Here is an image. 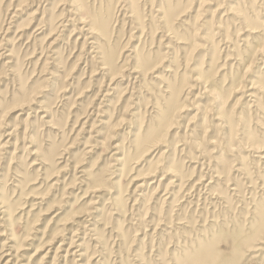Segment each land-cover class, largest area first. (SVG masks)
Segmentation results:
<instances>
[{
    "label": "rangeland",
    "instance_id": "374dc122",
    "mask_svg": "<svg viewBox=\"0 0 264 264\" xmlns=\"http://www.w3.org/2000/svg\"><path fill=\"white\" fill-rule=\"evenodd\" d=\"M0 264H264V0H0Z\"/></svg>",
    "mask_w": 264,
    "mask_h": 264
}]
</instances>
